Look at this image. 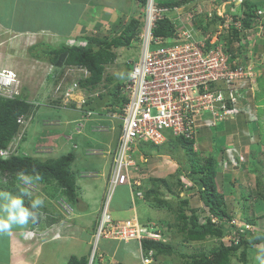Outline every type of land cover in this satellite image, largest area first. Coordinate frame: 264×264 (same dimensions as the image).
<instances>
[{
  "label": "rangeland",
  "instance_id": "374dc122",
  "mask_svg": "<svg viewBox=\"0 0 264 264\" xmlns=\"http://www.w3.org/2000/svg\"><path fill=\"white\" fill-rule=\"evenodd\" d=\"M82 1L83 0H51L49 3H47L38 0H20L19 2H16L14 4L12 3L10 5V8H0V70L11 69L15 72L16 78L18 80L17 90L20 94H26V100L32 106V109H34L33 107L35 106V110H37L40 106H42V104H38L37 106L34 105L37 101H39V99H45V101L49 102L50 104L55 103L56 105H59L60 97L58 98V96L61 95V92L65 90L66 86H69L73 81L78 80V78L82 76V72L75 68L70 69L69 67H63L60 69L55 68L54 65L49 64L48 61L34 59L29 55L28 49L30 46L34 45L37 42L47 44L52 48H57L62 44L67 46L85 45L88 37H109L119 34L122 25L131 15L138 19L141 17L139 15L141 7H138L140 4L136 0H85L86 2L83 3ZM229 1L230 0H195L192 1L189 7H196L200 10V8L208 9L211 6L210 9L212 11L213 9H215V13L220 12L224 14V12H228V8L231 6ZM176 4L177 6H181V4L179 3ZM40 5L45 6L39 8ZM83 5L86 7L83 8ZM238 5L239 2L237 0L236 2H234V6H232L234 8H232V10H234V14H239L241 10L240 6ZM262 8H264V6ZM81 12V16L83 17L80 16L78 18ZM200 19H202V15H200ZM200 22H202V20H200ZM229 27L230 29L232 28V26L230 25ZM220 31L221 30L214 31L211 26V35H213L214 37H217L216 34H218ZM226 33V31L222 32V34L224 35L223 38L226 44H228V46L234 50L235 54L238 51L239 45L240 48L243 49L238 55L236 54V58L238 59V57H240V61H245V63L250 64L254 73L256 74V62L259 61L261 62V64H264V11L261 17V21L258 20V22L254 23L251 29L244 31L243 33H238L240 41H237V39H233L229 44L227 42L228 38L234 36V34L232 33V36L231 34L225 36ZM136 45L137 43H132L127 46L115 48V61L105 65L103 76H106L107 78L104 79V81L100 82L97 85L96 89L86 92L87 95L99 93V96L96 98V104H98V107L100 109L97 108V113H99L100 111H103L105 113L104 110L107 109V106L112 107L118 105V100L116 97L114 98V95L112 93L115 85L121 84L126 78L127 62L135 60V58L137 57L138 47ZM37 49L41 51L44 50V47H40ZM249 58H251L250 61H248ZM253 58L257 60L254 61ZM255 79L256 80L254 85L256 86L257 77ZM263 81L264 80L260 81V83ZM262 84L264 85V83ZM57 87H59V89H56ZM258 87L259 89L261 88V92L259 94L260 99L252 102V105L258 104L257 106H262L264 109V98L261 99L262 97H264V86L258 85ZM2 93H6V91ZM53 97L57 98L53 99ZM92 97H90V99ZM47 98L48 100H46ZM245 100H249V98ZM108 101L110 102V104L107 103ZM239 106L243 105L239 103ZM51 107L52 110L49 109V107H44L43 113L41 115H31V121L22 124L21 127L18 128L16 132V134L18 135L15 134V137L11 142L12 144L9 143L8 147H25V149L28 147H38L36 150L31 148L33 155L36 156L40 155V149L41 147H44L43 151H46V153L41 154L37 158L44 161L49 158H56L57 156L59 157L61 155L68 154L72 152L71 149L74 150L75 147L79 146L78 149L75 150L78 153L80 161L76 162L73 157L71 171L75 175V181L78 180V184H80L81 179H83L84 183H86L87 186H93V188L90 189L91 196L88 200V209L84 207L87 202H85L81 198L80 194L82 193V190L80 186L77 185V196L72 203H68L66 201L65 196L61 193L60 189L55 185L54 182H33L32 184L29 183V185H26V183H24L25 175L22 173L16 174L15 177L0 173V186L15 193L17 192L18 194L21 190H23L30 192L33 198H35L36 196H41L44 198L45 205L42 209L39 210L38 219L35 222L37 223L38 227L35 226V223H33L32 225V229L37 228L38 233L36 234L39 235V238L41 236H43L42 238H48L50 234H52L51 237L53 238H55L56 235H60L61 229L55 230L54 228L52 232L49 229L50 219H62V221L58 222L60 223L58 226H61L63 229L66 222L70 220L72 221V217L75 216L76 219H78L79 228L83 229L84 231V235H89V233L94 234L97 227L96 225L99 219L101 207L105 203V196L107 193L106 180L111 164V154H99L100 151H96L98 154H95L87 151L86 149L91 147H97L99 149H104L103 147H110L109 149L112 150L113 145L115 144L117 139V130H109V125H107L108 122L103 121L101 122L103 130L100 132H88L87 138H82L78 142L76 136L71 137L73 134L71 136H67L66 139L65 136L60 134V131H58L60 130V128L58 129L57 126V128H54L56 122H52L53 118H60V120L65 121V118L67 117H58L59 115L57 114L54 115L55 112H58L61 115L62 112H64L63 110L65 109L60 108L61 106H59L58 108H54V106ZM104 113L101 117L104 116ZM259 113L260 117L257 112H254V116L251 117V120L248 121L250 123H254V125L260 131V143L264 145V110L260 111ZM238 114L247 115L242 112ZM42 115L47 117H42ZM71 115L72 113H67L66 116L70 117ZM79 123L82 122L80 121ZM68 125L69 128L73 126L72 123ZM81 126L82 124L79 125V127ZM173 143L175 144L173 147H178V151L176 152L172 150L171 146L168 147V145L165 146L167 149H162L160 152H157L156 150H158V147H155L153 144L148 143L151 146L148 147L149 150L147 149V155L149 156V158L148 161H145V166L143 158H140V152L135 150V152L133 153L134 157L138 159L139 166L143 167L145 170V174H142L140 178H142V183L146 189L150 186L149 179L152 177L164 179L168 183L170 188L169 190H167L165 186L162 185V183L158 187L159 197L165 201H168V206H155L153 204L151 205L144 197L140 200L135 199L134 203V205L136 204L135 209L140 220L145 224L149 223V221L151 220L153 223H155L151 224L152 227L158 225L157 229L161 234H163L162 238H164L167 243H170L174 249L172 255H155L156 264H181L184 259L182 255L202 251L209 252L212 247L218 245L219 242L228 245L229 242L232 241V237L237 238V234L228 228V226L231 224L230 221H232L233 224L235 223L238 225L242 224L245 218H251L248 213V208L246 210L243 209L244 207L246 208V206H248V203H250V208V206L252 205V201H243V206L241 205V203L237 202L242 199V197L240 198V196H238L240 192L242 193V196L246 195L244 190L250 186L249 182L251 180L247 178V176H249L248 173L244 171V168H242V166H240L241 164H243L241 162H245V159L240 157L239 154L233 152L232 154H234V159H236V162L233 163L232 169L234 170L235 167V169H237L236 172H238H231V175L236 173V175H234V186L231 185L230 182H225L223 183V185H221V183L219 182L218 186L220 193H222L224 196L226 211L230 216L229 219L225 218V221L227 222L223 223L224 227L226 228V231H224L226 236L221 238L207 237L203 242L185 241L182 234L176 231L178 223L176 220L175 210L179 206L178 202L180 199L186 198L189 202L190 198L189 206L194 207V199L197 198L198 200V197L196 196L197 191L192 189L195 188V186L192 185L190 187L191 184L189 183L188 178V170H190V156H187L188 153L184 149H181L178 143H175L174 141ZM235 150H237V148ZM155 152L157 154H168L170 156V159H168L169 157L167 156H163L159 159L166 160L164 162V165H161L159 162L156 163V160L154 158V156L156 155ZM171 160H173L174 162ZM223 161L227 163L225 166L220 164V162ZM230 161V159H227L224 156L219 157L215 160L216 169L218 167L223 169L231 165ZM146 163H150L151 167L147 168ZM259 168L260 167H258V171ZM80 171H82L83 173H81ZM84 172H90L93 175ZM81 174L84 176L80 177L79 175ZM178 181H180L179 183L182 184V187L180 188L177 184ZM81 185L84 186L83 183ZM179 189L183 191L181 192ZM103 191L104 195L102 194ZM247 197L248 196H245L244 198ZM259 197L261 199L260 203H264L262 197ZM25 200L26 203L29 202L28 198H26ZM109 202L111 211L112 209L117 207H120V210H122L123 208H130L131 210L133 206L130 205L132 203L130 201L129 189L127 185L120 184L115 186L111 193ZM198 205L196 206L198 209L197 214L203 221L206 211L202 202L198 201ZM74 207L77 211L74 210ZM186 212L189 213V210H187ZM126 217L127 216L121 218H129ZM255 220L257 219L255 218ZM66 225L69 227L70 224L68 225L67 223ZM146 225L151 226L150 224ZM79 228L75 229L77 234L80 232ZM3 236L4 235H0V250L2 249L3 243L5 242L3 240ZM112 241L116 240H114L111 235L108 238H100L98 246L95 248L93 254L96 259L93 260V263H96L97 261L98 264L119 263L117 259H119L118 254L122 249V246L118 243H113ZM124 245L128 247L129 245H131V242H128ZM135 247L136 250L133 249L134 254L137 253V245ZM93 248V237L91 238V242L89 244L83 241L65 240L64 242L62 241L61 244H54L51 247L50 260H53V262L57 261L59 264H64L66 258H68L67 256L73 254L78 257L87 256V258L89 259L91 257ZM57 251L62 252V254L59 256ZM115 255L118 256L115 257ZM249 255V260L246 259L245 262L243 261L242 263L237 260L238 253H236L235 255L230 257L231 259L229 264H258V261L255 260L254 256L256 254L250 253ZM5 258V255L0 253V260L4 261ZM134 258H128L125 261L127 262V264L143 263L142 261V263L140 262L137 256H135ZM16 262L20 263V261ZM43 262L44 260L42 262L40 260V262L38 261L36 263L43 264Z\"/></svg>",
  "mask_w": 264,
  "mask_h": 264
},
{
  "label": "built area",
  "instance_id": "2783aa9c",
  "mask_svg": "<svg viewBox=\"0 0 264 264\" xmlns=\"http://www.w3.org/2000/svg\"><path fill=\"white\" fill-rule=\"evenodd\" d=\"M236 1L229 2L234 6ZM191 3L168 6L160 4L159 0H145L140 5L141 17L138 19L139 31L136 36L139 51L135 60L127 62L126 78L118 86L116 97L120 101L119 106L114 111L108 106L105 114L108 119L117 122L118 130L115 145L110 150L107 193L93 234L94 244L100 238H108L110 235L124 244L135 242L138 249H141V241L144 239L163 240L158 232L142 225L137 217L118 220L108 210L111 193L117 185H127L132 204L135 199L144 197L146 188L140 177L145 170L133 155L141 142L159 145L169 137L193 139L201 126H216L218 122L228 120L240 112L250 118L254 116L249 103L245 106H239V103L248 99L249 95L252 96L256 74L245 61L236 57L229 60L231 54L226 50L227 44L222 34L223 31L228 33L229 25L241 29L240 16L234 18L232 6L223 14L215 13V9H210L211 6L200 10L190 8ZM263 11L262 7L255 10L251 18L254 23L261 21ZM159 20L171 22L169 35L153 34ZM211 26L214 31L221 30L216 34L217 37L211 35ZM251 28L245 27L242 32ZM75 69L87 75L86 70ZM78 80L66 86L58 98L63 107L73 104L82 112L85 121L96 113L90 107V101L97 98L98 93L85 94ZM8 81L12 84L15 74L1 70L0 94L11 98L16 91L6 88ZM16 122L20 126L24 124L25 115L20 114ZM224 151L231 164L236 162L232 154L236 153L234 147H227ZM11 154L9 147L0 149L1 158H8ZM220 164L225 166L227 163L223 161ZM210 220L213 223L225 222V218L219 219L216 216H211ZM230 222L235 228L251 227L248 223L237 225ZM234 240L236 238L232 237ZM152 255L153 252L148 251L142 261L150 263Z\"/></svg>",
  "mask_w": 264,
  "mask_h": 264
},
{
  "label": "trees",
  "instance_id": "16d2710c",
  "mask_svg": "<svg viewBox=\"0 0 264 264\" xmlns=\"http://www.w3.org/2000/svg\"><path fill=\"white\" fill-rule=\"evenodd\" d=\"M139 4H143L145 0H136ZM160 4L175 5L176 3L182 4L193 0H159ZM233 4L231 3V6ZM241 8L240 16L241 29L232 27L229 29L228 34L232 33L234 36L228 38V43L231 40L237 39L240 41L239 34L243 28L252 27L254 22L251 19L255 10L258 7L264 6V0H242L238 5ZM239 8V9H240ZM138 20L132 15L122 25L119 34L109 37H88L85 45H59L57 48H52L47 44L37 42L29 47V55L34 59L41 61H48L51 64H57L62 59V64L65 66H79L83 67L88 76L82 77L78 80L79 86L87 91L94 90L97 85L106 79L103 76L105 65L115 61L116 52L115 48L130 45L137 32ZM172 29V24L168 20L157 21L156 27L153 29L155 36L169 35ZM235 29V30H234ZM231 30V31H230ZM227 34V35H228ZM225 35V36H227ZM227 52H229L230 58L233 59L236 54L228 44ZM44 47V50H38L37 48ZM243 49L238 48L237 55ZM128 68L126 67V73ZM119 85H115L113 90L114 98L117 94ZM99 94V93H98ZM99 96V95H98ZM26 94H20L14 98H3L0 96V149L8 148L9 143L13 141L15 134L18 130V124L16 122L17 117L20 114H28L32 112V106L26 100ZM96 107V106H95ZM116 106H112L111 110L114 111ZM105 113L108 109L104 110ZM100 114L104 112L100 111ZM104 113V114H105ZM17 135V134H16ZM170 142L178 143L182 149H184L189 157L190 170L188 178L197 189V194L205 208V218L202 221L197 214V207L189 206L188 199L182 198L179 200V206L175 210L177 227L176 231L180 232L183 239L187 242L201 241L207 237L221 238L225 235L226 228L221 223H212L209 215H214L219 219H229L230 216L226 211V204L224 196L217 190L215 183L216 165L213 156L209 155L203 158L201 161L197 160L192 148L193 140L187 139L182 136L169 137ZM12 144V143H11ZM10 144V145H11ZM154 145V144H153ZM159 147L158 145H154ZM73 153L70 152L65 155H61L56 158H49L44 161L34 158L28 155H15L11 154L8 158L0 157V173H4L15 177L16 174H24L25 176H31L38 174L40 180L38 182L50 183L54 182L60 189L61 193L65 196L68 203H72L77 196L76 193V181L75 175L71 171V164L73 161ZM145 172H141V175ZM145 176V175H144ZM143 176V177H144ZM177 182L179 188L182 184ZM150 186L144 192V198L152 205L155 206H168L169 202L161 199L158 193V187L162 183L167 190L169 185L164 179L150 178ZM192 185H190L191 187ZM180 191H183L179 189ZM261 197L264 201V191L261 192ZM189 210V213L186 211ZM52 222L58 221V219H51ZM245 223L250 224L252 219L245 218ZM231 231L236 233V241L229 242L225 245L219 242L218 245L212 247L209 252H197L192 254L182 255L184 257L181 264H229L230 257L238 253V258L242 262L246 260L247 247L256 243L264 244V232L261 231H248L243 227L235 228L233 225L228 226ZM249 233V234H248ZM141 248L143 251H151L154 255H172L174 249L170 243L160 240L144 239L141 241ZM87 256H75L70 255L65 264H87ZM91 264H98L96 263Z\"/></svg>",
  "mask_w": 264,
  "mask_h": 264
},
{
  "label": "crops",
  "instance_id": "0c3cea01",
  "mask_svg": "<svg viewBox=\"0 0 264 264\" xmlns=\"http://www.w3.org/2000/svg\"><path fill=\"white\" fill-rule=\"evenodd\" d=\"M19 1L20 0H0V6H1L0 8H2V9L4 7L10 8V5L12 3L14 4V3L19 2ZM23 1H31V0H23ZM38 1L49 3L51 0H38ZM83 2H86V1L83 0L82 3ZM43 6H45V5H40L39 8H42ZM84 7H86V6L83 5V8ZM101 9H103V8H101ZM81 15H82V12L79 14L78 18ZM81 17H83V16H81ZM88 22H85V23H88ZM39 29H41V28H39ZM39 29H37V30H39ZM261 49H262V47H261ZM250 60H251V58L248 59V61H250ZM253 60L255 61L257 59L253 58ZM62 61L63 60L61 59L59 63L52 64V65H54L55 68H59V69L63 68V67H68V66L63 65ZM49 64H51V63H49ZM256 64H257V69H255V70H256V75H257V85L254 86V91L252 93V96H250V95L248 96L249 100H241L240 103L243 106H245L249 103L252 111H254L255 113L257 112V114L260 117L259 112L264 110L263 107L257 106L258 104L252 105V102L260 99L259 94L261 92V88L259 89L258 85L264 86L262 84V83H264V81L260 83V81L264 80V64H261V62H259V61H257ZM260 79H262V80H260ZM82 91L84 93H86L85 90H82ZM54 98L55 97H53V99ZM263 98L264 97H262L261 99H263ZM46 100H48V98ZM58 102H59V99H58ZM107 103H110V102L108 101ZM38 104L39 105L42 104V106H40L37 110H35L36 107L34 106L33 107L34 109L31 113L32 116L34 114L41 115L43 113L44 107L45 108L49 107V109H51L52 108L51 106H54V108L55 107L58 108L61 105L60 102H59V105H56L55 103L50 104L49 102L45 101V99L44 100L39 99V101H37L34 105L37 106ZM92 105H94V107L96 106L95 107L96 109L99 108L98 104H96V99L93 100ZM90 107L92 109H94L92 106H90ZM62 109H65V110H63L64 112H62V114H61L62 116L58 112H55L54 115L57 114V115H59L58 117H64L65 116V117H67V118H65L66 120L63 121V120H60V118H53L52 122H54V121L56 122L54 125V128H57V127H58V129L60 128V130H58V131H60V134L64 135L65 138L67 136H71L73 134L71 137L76 136L77 142L80 141L82 138L85 139V138H87L88 132H97V131L100 132V131H102L103 126L101 125V122H103V121L108 122L107 125H109L108 126L110 128L109 130H115V129L118 130L117 122L114 120H111V119H106L104 116L101 117L102 114L95 113L94 115L90 116L93 118L89 117L87 120L84 121L83 115H81V113L79 114L80 111L77 110L74 106H70L68 108H62ZM67 113H72L73 116L71 115L70 117H68V116H66ZM32 116L28 121L26 120L25 123H28L29 121H31ZM94 116H97V117H94ZM42 117H47V116L42 115ZM48 119H46V120H48ZM81 119L83 121H81ZM260 119H262V118H260ZM248 120H251V118H249L248 115L237 114V115H234L233 118L225 120L226 122H224V121L218 122L216 125L218 127L213 126V127L209 128V127L201 126L198 129L196 137L194 139L193 151L195 153L196 159L198 157L197 160H199V161H201L203 158H206L209 155L213 156L214 159L216 160L219 157H221V155L223 154V150L226 147H234V149L237 148L238 151L236 150V153L239 154L240 157L245 159V162L244 161L241 162L243 164L240 163L241 164L240 166H242V168H244V171H246L248 173L249 176H247V178H249L251 180L249 182L250 186L244 190V192L246 194L245 196H248V197L244 198L245 196H242V193L240 192L238 196H240V198L242 197V199L237 201V202L241 203V205H242L243 201H246V200L252 201V205L250 206V208H249L250 203H248V206H246V208L244 207L243 210H246L248 208V213L251 216L250 219H252V222L250 223L252 225V231L257 230V231L264 232V205H261L264 203H260L261 199L259 197V196H261L260 195L261 192L264 191V145L260 143V138H261L260 137V131L254 125V123H250ZM80 121L82 123H79ZM70 123H72L73 126L69 128L68 124H70ZM80 124H82L81 127H79ZM62 127L66 128V129H64ZM116 136H117V134H116ZM139 145H138L139 146L138 151L141 154L140 158H143V160H144V166H145V161L146 160L148 161V158H149V156L147 155V153H148L147 149L151 145L148 144L147 142H141ZM166 145H168V147L171 146L173 151H175V152L178 151V147H173L175 144L173 142L170 143V141H167L164 144L159 145L158 150H156V151L160 152L162 149H167L165 147ZM78 147L79 146L75 147L74 150L75 149L77 150ZM9 148L11 149L12 153L15 155H28V156H32L34 158H38V156H40L41 154L46 153V151H43L44 147H41L40 155H37V156L33 155L31 148L36 150L38 147H30V148L28 147L26 149H25V147H9ZM103 148L104 149H99L97 147H91V148H87L86 150L90 151L91 153H95V154H98L97 153L98 151H100L99 154H110V149H109L110 147H103ZM27 150H28V152H27ZM74 150L71 149V151L74 155L75 161L78 162V161H80L79 157H78V153L76 152V150L75 151ZM163 156H167V157H169L168 159H170V156L168 154H157L156 153V155L154 156L156 163L159 162L161 165H164V162L166 160L159 159V158H162ZM167 157H166V159H167ZM171 161H173V160H171ZM146 166H147V168L151 167L150 163H146ZM232 167H233V165L231 164V165H229L223 169H221L220 167H218L216 169L215 183H216V187H217L218 191H219V189H218L219 182L221 183V185H223V183H225V182H228V183L230 182L231 185L234 184V177H235L234 175H236V173H238V172H236L237 169H235V167H234V170L232 169ZM258 167H260L259 171H258ZM233 171H235L236 173L231 175V172H233ZM80 172L83 173L82 171H80ZM188 172H189V170H188ZM84 173L92 174L90 172H84ZM79 176L83 177L84 175L81 174ZM237 179H239V178H237ZM77 181L78 180H76V185L80 186V188L82 190V193L80 194V196L85 202H87V204L84 207L86 209H88V207H89L88 200L91 196L90 195V189H92L93 186L92 187L87 186V184L84 183L83 179H81L80 184H78ZM82 183L84 186L81 185ZM189 183L191 185H193V183L190 181V179H189ZM26 185H29V183ZM192 189L197 191L196 187L192 188ZM0 190L10 191V190L2 187V186H0ZM28 191H30V190H28ZM11 192H13V191H11ZM13 193L18 195L17 192L16 193L13 192ZM102 194L104 195V191L102 192ZM196 196L198 197V194ZM129 197H130V201H131L130 191H129ZM136 200H140V199H136ZM194 201H195L194 207H196L198 205V201L201 202L199 197H198V200L196 198V199H194ZM189 202H190V198H189ZM134 203H135V200H134ZM130 205L133 206L131 208V210H130V208L129 209L123 208L122 210H120L121 208L117 207V208L112 209V211H111L110 210V202H109L108 203V210L110 211L112 217L115 219L116 218L123 219L121 217H124V216H127V217L135 216V217H137L138 221L142 225L148 226L146 224H150V225L155 224L151 220L149 221V223H146V224L143 223V221L140 220V218L136 212V209H135L136 204L135 205L130 204ZM253 208H256V209H253ZM252 209H253V211H252ZM74 210L77 211L75 207H74ZM255 218L257 220H255ZM59 221H62V219H60V220L58 219V221H56V222H52L50 219V222H49L50 223L49 229L51 230V232L53 231L54 228H55V230L61 229L62 234L60 232L59 237H56V238L51 237L52 234H50L49 237L47 235L48 238H42L43 236H41L39 238L38 237L39 235L36 234V233H38L37 228L32 229L33 223H30L26 228L14 229L10 235H4L3 240L5 242L3 243V246H2V249L0 250V253L5 255L6 258L4 261L0 260V264H5V263L6 264H37L36 262H38V261L40 262V260H41V262L44 260L43 264H56L57 261L53 262V260H50L51 247L54 244H61L62 241L64 242L65 240L66 241H74V240L83 241V242H87V244H89L91 242L92 234L89 233V235H84L83 229L79 228V226H78V219H76V216L72 217V221L71 220L67 221L66 224L68 223V225L69 224L70 225H69V227H67V225L65 224V227L63 229L61 226H58L60 224V223H58ZM35 226L38 227L37 223H35ZM157 226L158 225H155V227H152V225H151L148 227H151L153 230H156V232H158L160 234V237L162 238L163 234H161L158 231ZM78 228H79L80 232L77 234L75 229H78ZM73 229L75 230V233H74ZM83 236H84V238H83ZM82 238L84 240H87V241H84ZM162 239H163V241H165L164 238H162ZM204 240L192 241V242H203ZM116 241H112V242L118 243L119 245L122 246L121 247L122 249L120 250V252L118 254L119 255V259H117L119 262L118 264H127V262L125 261L126 259L135 257L134 253H133V249L136 250L135 246L137 244L134 242H131V245H129L127 247L126 245H124V243L122 241H118V240H116ZM260 245H264V244L263 243H256V244H252L251 246H248L247 247V253L248 254L246 256V259L249 260V258H250L249 254L250 253L256 254V249ZM61 254H62V252L59 251L58 255L60 256ZM23 255H25L26 257ZM118 255H115V257H117ZM156 256L154 255V257H153L154 261L151 264H156L155 263V257ZM67 257H69V256H67ZM15 260L20 261V263L16 262ZM66 260H67V258H66ZM237 260L242 262V260L239 258ZM140 262H141V260H140ZM57 264H59V263L57 262ZM142 264H144V263H142Z\"/></svg>",
  "mask_w": 264,
  "mask_h": 264
},
{
  "label": "clouds",
  "instance_id": "9594fccd",
  "mask_svg": "<svg viewBox=\"0 0 264 264\" xmlns=\"http://www.w3.org/2000/svg\"><path fill=\"white\" fill-rule=\"evenodd\" d=\"M193 1H195V0H193ZM190 2H192V1H190ZM183 4H185V3H182L181 5H183ZM140 5L138 7H141ZM175 5H177V4H175ZM136 19L138 20V18H136ZM138 24H139V20H138ZM138 31L139 30H137V32L135 34V37H134V39L131 42V44L132 43L133 44L134 43H137V45H136L137 47H138V42H137V37L136 36H137ZM228 32H229V30H228ZM241 33H243V32L241 31ZM138 51H139V47H138ZM235 57H237V56H234V58ZM238 59H240V57H238ZM68 67L69 68H82V69H84L83 67H79V66H68ZM126 67L128 68V65ZM1 70L10 71L11 73L15 74L13 72V70H11V69H1ZM126 75H127V73H126ZM86 76H88V72H87V75ZM86 76H84V74L82 72V76L79 77V79L82 78V77H86ZM256 77H257V75H256ZM17 83H18V80L16 78V74H15V81L12 84L9 81L6 83V88L9 91L10 90H13L12 92L16 91V92H14V94H13V96L11 98H14L15 96H19L20 95L19 91L17 90ZM81 90H85V89L84 88H81ZM85 91L87 92V90H85ZM0 96L3 97V98H8V97H5V96H3L1 94H0ZM11 98H9V99H11ZM117 100H118V105L117 106L115 105L116 108L120 104V101H119L118 98H117ZM60 103H61V100H60ZM92 103H93V100L90 101V105L94 108V110L97 113V109L94 107V105H92ZM60 106H61V108H68V107L74 106V105L71 104V105H68L67 107H63L62 104H61ZM31 113H28V114L23 113V115H25V122H26V120L28 118L29 119L31 118ZM79 113H81V115H82V112L81 111ZM105 114H104L105 118L108 119ZM81 121H83V120L81 119ZM19 127H21V126L18 125V128ZM195 137L192 139L193 140V143H194ZM167 141H169V140H167ZM164 143H162V144H164ZM162 144H159V145H162ZM193 145L194 144H192V148H193ZM224 150H223V154L221 156H224L225 157V151ZM39 180H40V176L38 174L31 175V176H25L24 183L28 184V183L38 182ZM26 198H28V201H29L27 204L25 203V199ZM44 205H45V200H44L43 197L36 196L35 198H33L32 197V194L30 192L21 190L19 192V194L17 195V194H14L11 191L0 190V235H10L12 233V231L14 229H16V228H26L30 223H35L37 221V219H38V212H39L40 209H42L44 207ZM211 216H214V215H209V218ZM226 222L227 221H225L224 223H226ZM243 223H245V222H243ZM249 225L251 226L250 229H245V230L252 231V225L251 224H249ZM225 236L226 235H224L223 237H225ZM56 237H59V236L56 235L55 238ZM92 237H93V234H92ZM150 240H152V239H150ZM160 241H163V240H160ZM98 243L97 244H94V241H93L94 248L92 249L91 257L88 259V263L87 264L93 263V260L95 259V256H93V254H94L95 248L98 246ZM147 253H148V251L145 252V251L142 250V248L141 249H138V245H137V253H135L134 256H137L142 261V257L143 256H146ZM153 257H154V254L152 255V261L149 264H151L154 261L153 260ZM255 260L258 261V264H264V245H260V246L257 247V249H256V255H255Z\"/></svg>",
  "mask_w": 264,
  "mask_h": 264
}]
</instances>
